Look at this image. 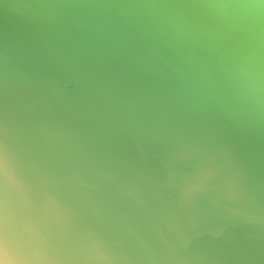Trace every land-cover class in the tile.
I'll return each instance as SVG.
<instances>
[{
	"label": "water",
	"instance_id": "obj_1",
	"mask_svg": "<svg viewBox=\"0 0 264 264\" xmlns=\"http://www.w3.org/2000/svg\"><path fill=\"white\" fill-rule=\"evenodd\" d=\"M0 264H264V0H0Z\"/></svg>",
	"mask_w": 264,
	"mask_h": 264
}]
</instances>
